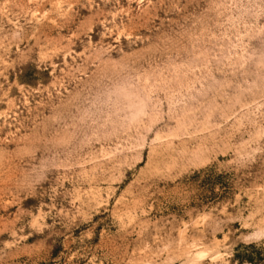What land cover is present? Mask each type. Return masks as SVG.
<instances>
[{
	"label": "rangeland",
	"instance_id": "374dc122",
	"mask_svg": "<svg viewBox=\"0 0 264 264\" xmlns=\"http://www.w3.org/2000/svg\"><path fill=\"white\" fill-rule=\"evenodd\" d=\"M0 264H264V0H0Z\"/></svg>",
	"mask_w": 264,
	"mask_h": 264
}]
</instances>
